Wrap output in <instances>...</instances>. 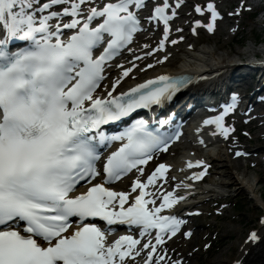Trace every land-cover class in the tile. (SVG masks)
<instances>
[{"label": "snow or ice", "instance_id": "1", "mask_svg": "<svg viewBox=\"0 0 264 264\" xmlns=\"http://www.w3.org/2000/svg\"><path fill=\"white\" fill-rule=\"evenodd\" d=\"M182 2L160 0L153 5L146 20L162 23L163 34L142 55L166 51V43L184 39L169 40L170 21ZM144 7L145 0H0V264H128L129 259L135 264L141 256L142 264H182L160 246L185 223L163 210L185 197L175 189L152 187L166 179L171 165L158 163L147 174L141 167L167 151L180 132L164 129L170 117L159 120L155 128L143 118L133 119L111 135L102 127L138 109L163 104L189 81L184 75L162 73L117 92L137 67L119 64L120 75L100 90L108 62L144 30L139 17ZM195 11H207L209 19L206 24L193 21V33L201 25L213 32L221 15L213 0L204 7L196 4ZM167 59L164 55L155 63ZM237 100L233 93L231 103L203 124H214L228 138L234 129L224 117L234 111ZM113 142L119 146L103 158L101 171V148ZM194 165L204 169L190 178H202L207 165L196 160L186 166ZM133 169L140 175L131 182V191L106 186ZM81 182L86 188L78 191ZM96 219L109 227L93 222ZM117 223L129 231L135 226L139 235L123 234L109 241L107 235ZM182 235L191 237L192 231ZM259 238L253 230L247 241ZM234 264H241L239 258Z\"/></svg>", "mask_w": 264, "mask_h": 264}, {"label": "rangeland", "instance_id": "2", "mask_svg": "<svg viewBox=\"0 0 264 264\" xmlns=\"http://www.w3.org/2000/svg\"><path fill=\"white\" fill-rule=\"evenodd\" d=\"M244 1L245 0H236L233 3L226 1L222 2L220 6L222 9L228 8L227 11L229 13L235 12L236 14L237 8H240L241 11L238 13V16H235L234 18H227L226 20L220 22L213 35L206 36L204 34H199L201 35L199 39L203 41H201V44L198 43L197 45L206 46L214 44L220 40L228 46L227 48L238 51V53H240L239 55H243L241 52L248 47L251 48L252 52L264 49V13L253 15L251 12L248 13L245 11L247 10L246 7H244L245 10L241 9L242 2ZM184 21L185 19L182 20L181 23ZM220 29H224L225 31L227 30L229 34L220 32ZM241 29L242 32H240ZM198 30L199 29H196V34L198 33ZM245 54L249 57L252 56L249 53ZM261 113H264V110L261 111ZM261 121L262 120L256 121L250 125L256 127L261 123ZM245 134H247L246 128L243 129V132L241 133L242 144L246 149L251 150L253 153L257 152L256 158L253 156L252 162H259V166L256 168L251 167L247 172L248 176L252 177L254 180L252 185L254 190L251 194L245 193L243 195L235 196L234 193L237 187L228 184V187L223 192V196L220 201H218L217 205H212L213 203L211 201L205 205L196 207V209L202 210L203 214L199 218L193 220L192 223L195 224L196 227L201 226L200 228L202 229V232H199L198 234L202 236L203 239L197 242L194 233V236L190 240L191 242L189 244L197 248L198 243L199 250L193 255L189 262H184L182 264H213L214 261L222 262L219 264H228L231 260L226 262V256L223 255L222 249L226 247V245H230L231 250L229 257L233 256L237 251V246L240 245L247 231L257 226L259 217L264 215V153L258 152V147L264 146L258 145L255 140V138L260 136L261 133L253 130L248 136ZM231 158L232 156L230 154L223 156V161H221L223 167L220 168L219 166L218 169H215L214 172L216 171L217 175H215L214 172L213 174H210L206 183L211 180L212 182H220L223 180L224 178H222L223 176L220 174L225 170L230 171L232 174L237 175V177L241 179L242 171H238L236 169V165L240 164L241 167H244L245 165H248L247 163L250 164V162L239 159L238 163L237 161H232ZM225 204L227 206L224 207L223 210H219V207ZM212 208L214 210H211ZM216 211L220 214H215ZM223 227L236 228L237 232H232L229 239L226 240L222 231L220 232ZM238 230H240V232H238ZM175 242L179 247L184 244L183 241L179 239ZM209 243L210 246L206 248L205 244ZM176 255H179L178 251H176Z\"/></svg>", "mask_w": 264, "mask_h": 264}, {"label": "bare ground", "instance_id": "3", "mask_svg": "<svg viewBox=\"0 0 264 264\" xmlns=\"http://www.w3.org/2000/svg\"><path fill=\"white\" fill-rule=\"evenodd\" d=\"M247 1V0H246ZM187 24L182 23L179 24V27L182 29L183 32V37L184 39L181 40V43L184 40H187L190 38L191 43L187 44V45H182L180 44H176L171 46L172 49V53L173 55L168 56V59L166 61H164V64L161 65L160 63H156L155 67L153 68V70H151L150 72H147L145 74H143L140 71V68L136 69V71H134L131 74V78L129 80H134L137 78H145V77H153L156 75H160L162 73L164 74H173L175 72H189V73H194L197 74L198 73V77L201 76H209L211 74H217L219 72H221L222 70H225L226 68L230 67L231 64L234 62L233 59L230 58V56L232 57V55H239L240 53H238V51H234L231 50L230 48H227L228 46L225 45L223 42H221L220 40H218L217 42H215L214 44H209V45H197L198 43H202L201 39L197 38L196 36H194L192 33H189L187 28H186ZM240 32H242V29L240 30ZM222 33H224L222 31ZM227 34H229V32H227ZM142 36H140V38H142ZM194 37L197 39L196 41L194 40ZM189 45H191V47H189ZM151 51V48L149 49ZM264 50V49H262ZM146 51L145 49H142L141 51H138L136 53H134V55L142 53ZM249 53L252 56L254 55H258L260 52H262L261 50L256 51V52H252L251 48L248 47L247 49H245L244 51H242L241 53L243 55H246L245 53ZM259 52V53H258ZM180 54V58H181V62L178 64V66H175L172 68V66L175 63V59H178V55ZM133 58V56H132ZM158 66H164V68H156ZM143 74V75H142ZM229 75L227 74H223V76L221 77V80H224L223 82L225 83L226 81H230L227 80ZM126 85L129 86L132 84V82H129ZM245 81H250L249 78H246ZM106 82V81H105ZM104 82V83H105ZM209 84H205L203 82H199L197 83L195 86L196 88L199 89V87L201 88V90H203V94L205 95L204 89L206 88V86ZM212 85V84H210ZM195 89V88H194ZM206 90H210V91H216V92H211L210 94L211 97L217 96L218 92L221 90V87L217 85V87H208L206 88ZM223 92V91H222ZM220 93V92H219ZM199 91H190L187 95H185L182 99V102L179 104H190V107L193 106L195 104V102H197L198 98H199ZM172 105L174 106V102H171ZM261 118L264 117V114H262L260 116ZM261 120V119H260ZM254 129H256L258 132H260V136L259 140L257 139V143L258 145H262L264 146V121L261 122V125L256 126ZM253 130V129H252ZM238 136H240V134H238ZM203 140V143H201L200 141ZM219 142L215 139H211L210 137H208V134H204L202 133V137H198L195 140H192L190 142V145L193 147V149H200L201 147H206V148H210L212 151H208V153H206L204 155V159L207 160V163H209L212 167L211 169L215 170L218 169V167L220 166V168H222V157L226 156V152L223 151V144L219 145ZM226 143L229 147H232V142L230 139H226ZM200 147V145H202ZM175 145H172L170 147V149L167 150L166 153L160 152L159 154H156L155 157L153 158V160H150L148 162V165L145 168H150L153 167L155 168L156 164L158 163H162L163 161L165 162H169V160L171 159V155L169 154L171 151H173V155L177 152V149H174ZM219 146V147H218ZM260 152L263 151L264 147L259 148ZM197 158V157H195ZM199 158V157H198ZM202 159V158H199ZM238 162V160H235ZM239 163V162H238ZM236 163V164H238ZM258 164V161H255V164H253L254 166H256ZM251 167V165H250ZM176 172L181 175V178H190V172L184 170L183 168H180V164L178 163V165L175 166ZM236 169L238 171H242L241 172V179H239L237 177V175L232 174L230 171H223V173H221L220 175H222L224 178L223 180H221L220 182H212V180L210 182L207 183V185H201L198 186L196 188V191L199 192L200 195H203V198L206 197H210V198H214V200H211L212 203H215V201H217L219 198H222L223 196V192L225 191V189L228 187V184H231L235 187H237V189L235 190V196L238 195H243L245 193L247 194H251L252 191L254 190V188H252V185L254 183V180L252 177L248 176V171L250 170L248 165H245L244 167H241L240 164L236 165ZM215 175H217V172H214ZM221 177V176H220ZM246 180V181H245ZM172 181V179L170 180ZM212 182V183H211ZM209 185V186H208ZM232 195V194H231ZM261 217H264V215H262ZM261 217H259L258 220L261 219ZM258 230V234H259V242L256 243L255 245H252L251 242L245 244L244 242L240 243V245L237 246V251L234 253L233 256L229 257L230 254V250H231V246L230 245H226V247H224L223 250V255L226 256V262L229 260H233L235 261L237 258H239L240 261L243 262V264H260L263 259H264V223H259L257 226H255L253 229ZM197 229L195 230L196 234L197 233ZM222 231L224 237H226V240L229 239L230 235L232 234V232H237L236 228H231V227H223L221 228L220 232ZM238 232H240V230H238ZM200 237H198L197 242H199ZM170 250H172V247H170ZM182 254H184L186 257L190 258L193 253L195 252V247L193 245H186L182 248ZM197 252V250H196ZM188 258L186 259L188 261ZM222 262H217L214 261L213 264H219ZM230 264V263H228Z\"/></svg>", "mask_w": 264, "mask_h": 264}]
</instances>
